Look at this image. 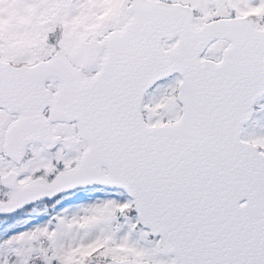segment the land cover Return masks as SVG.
<instances>
[{
	"label": "snow or ice",
	"instance_id": "snow-or-ice-1",
	"mask_svg": "<svg viewBox=\"0 0 264 264\" xmlns=\"http://www.w3.org/2000/svg\"><path fill=\"white\" fill-rule=\"evenodd\" d=\"M0 264H264V0H0Z\"/></svg>",
	"mask_w": 264,
	"mask_h": 264
},
{
	"label": "rangeland",
	"instance_id": "rangeland-1",
	"mask_svg": "<svg viewBox=\"0 0 264 264\" xmlns=\"http://www.w3.org/2000/svg\"><path fill=\"white\" fill-rule=\"evenodd\" d=\"M85 198L83 196H81V194L77 193L76 195L72 196L68 201H66L65 203L59 205L56 207L55 210H53L51 207H49L48 209V213H51L53 211H59L60 208L62 207H66L67 205L69 204H77V203H80L84 200ZM37 219H47V214L41 216V217H38Z\"/></svg>",
	"mask_w": 264,
	"mask_h": 264
}]
</instances>
